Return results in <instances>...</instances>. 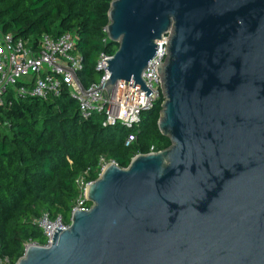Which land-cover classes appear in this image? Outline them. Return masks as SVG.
Wrapping results in <instances>:
<instances>
[{
  "label": "water",
  "instance_id": "95a60500",
  "mask_svg": "<svg viewBox=\"0 0 264 264\" xmlns=\"http://www.w3.org/2000/svg\"><path fill=\"white\" fill-rule=\"evenodd\" d=\"M108 19L106 95L153 94L143 75L171 35L157 72L172 144L110 162L91 208L18 264H264V0H112Z\"/></svg>",
  "mask_w": 264,
  "mask_h": 264
},
{
  "label": "trees",
  "instance_id": "16d2710c",
  "mask_svg": "<svg viewBox=\"0 0 264 264\" xmlns=\"http://www.w3.org/2000/svg\"><path fill=\"white\" fill-rule=\"evenodd\" d=\"M112 0H0V37L11 35L36 49L44 35L76 38L82 58L79 80L84 89L99 82L96 65L102 54L114 55L106 28ZM58 97L15 99L0 110V256L12 263L24 256V243H46L37 220L59 214L70 223L81 195L79 180L90 183L102 161L127 169L136 155L171 146L159 130L164 96L141 117L137 142L126 147L132 131L121 124L103 127L104 116L87 120L67 84ZM135 130V129H134ZM91 207V204L87 202Z\"/></svg>",
  "mask_w": 264,
  "mask_h": 264
},
{
  "label": "built area",
  "instance_id": "2783aa9c",
  "mask_svg": "<svg viewBox=\"0 0 264 264\" xmlns=\"http://www.w3.org/2000/svg\"><path fill=\"white\" fill-rule=\"evenodd\" d=\"M171 35L166 34L157 42V55L149 62L143 75L145 85L153 94L146 96L148 91L138 90L130 86V82L120 81L116 89L106 95L101 87L110 78L107 60L113 55L102 54L96 65L97 71L102 73L99 82L92 83L90 88H80L77 78L83 69L82 58L75 53L76 38L71 35H63L58 39H51L44 35L36 49L26 42L13 39L11 35L0 37V110L12 106L10 97L12 92L15 99L58 97L61 94L63 84H67L72 95L78 100L79 113L84 119H91L95 115L104 116L103 127L121 124L132 131L127 135L126 147L137 142V133L141 124V117L147 111L155 107V103L163 96L161 87V75L157 72L160 65H164L168 58V45ZM80 81V80H79ZM81 84V83H80ZM135 129V130H134ZM150 151L154 153L155 151ZM106 162L102 161L101 171L105 169ZM82 190L77 198L76 205L72 209V215L76 210L88 211L86 188L92 184L79 180ZM37 224L44 232L46 243L43 247L52 245L57 228L64 231L71 226L63 215L52 218L49 213H44ZM42 247L33 241L24 243V254L29 247ZM0 264L12 263L11 259L0 256Z\"/></svg>",
  "mask_w": 264,
  "mask_h": 264
},
{
  "label": "clouds",
  "instance_id": "9594fccd",
  "mask_svg": "<svg viewBox=\"0 0 264 264\" xmlns=\"http://www.w3.org/2000/svg\"><path fill=\"white\" fill-rule=\"evenodd\" d=\"M113 56H114V55H113ZM149 153H150V152H149ZM147 154H148V153H147ZM136 156H137V155H136ZM111 162H113V161H111ZM114 162H115V161H114ZM108 164H109V163H106V166H107ZM99 175H100V174H99ZM93 182H94V181H93ZM93 182H92V183H93ZM90 208H91V207H89V209H90ZM71 218H72V213H71ZM36 244H37V243H36ZM39 246H40V245H39ZM24 255H25V254H24ZM23 257H24V256H23ZM23 257H22V258H23ZM18 262H19V261H18Z\"/></svg>",
  "mask_w": 264,
  "mask_h": 264
}]
</instances>
